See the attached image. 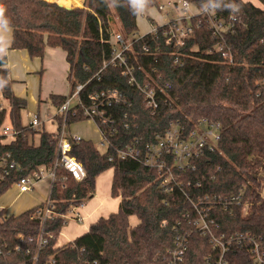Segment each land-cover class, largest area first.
<instances>
[{
  "label": "trees",
  "instance_id": "16d2710c",
  "mask_svg": "<svg viewBox=\"0 0 264 264\" xmlns=\"http://www.w3.org/2000/svg\"><path fill=\"white\" fill-rule=\"evenodd\" d=\"M48 1L68 7L75 6L72 2L82 4V0H0L6 27L12 30L10 49L42 59L47 48H60L66 53L71 91L80 84H86L83 97L117 90L127 103L109 111L114 124L103 126L95 120L103 131L113 132L106 152L90 140L72 143L70 155L83 165L87 177L79 183L66 170H56L49 195L52 217L45 222L31 220L45 204L16 216L0 211V264H172L178 237L187 240L181 264H206L210 256L215 264L220 253L213 248L212 237L184 217L194 214L186 194L196 199L242 193L240 206L212 209V235L225 239L250 235L264 249V0H258L261 7L244 0H223L215 11L217 19L228 24L232 16L236 19L223 39L215 37L207 17L196 15L190 21L195 27L193 36L182 47L166 45L162 33L156 43L148 36L133 43L126 54L131 65L144 66L138 73L141 82L148 80L144 79L148 72L162 76L163 85H171L169 97H160L156 114L146 109L141 93L129 85L120 67L109 65L101 71L103 51L111 57L114 26L119 25L126 37L138 32V12L130 0H85L83 8L71 10ZM186 1L199 9L208 7L206 0ZM158 4V0H148L145 8ZM230 4L239 5V11L233 13ZM221 43L229 47L232 63L217 50ZM146 44L153 54L144 53ZM177 57L180 65L175 64ZM0 80L5 82L0 87V128L8 125L15 133L9 143H0V160L16 164L0 182L1 199L21 178L53 166L59 135L22 126L27 100L13 90L6 55L0 56ZM51 100L60 108L66 97L52 96ZM56 120L60 130L63 124L90 119L70 112L65 119L57 115ZM202 120L221 125L220 139L212 150L203 149L185 170L174 167L169 159L164 174L170 171L175 177L169 191L156 169L142 160L118 158L135 139L154 143L173 125L191 132ZM36 134L40 135L38 146L31 142ZM109 170H113L111 195L121 199L118 212L100 218L73 242L57 246L70 209L93 198L98 177ZM245 204L249 205L246 216ZM131 217L139 223L131 226ZM20 234L24 243L17 240ZM40 238L46 245L39 247ZM252 248V242L232 246L226 256L229 264H254Z\"/></svg>",
  "mask_w": 264,
  "mask_h": 264
},
{
  "label": "built area",
  "instance_id": "2783aa9c",
  "mask_svg": "<svg viewBox=\"0 0 264 264\" xmlns=\"http://www.w3.org/2000/svg\"><path fill=\"white\" fill-rule=\"evenodd\" d=\"M192 4L186 0H171L168 2L170 7H181L182 15H178L168 22H164L159 25L151 26L150 30L144 35L133 34L126 37L121 31L111 32V57L107 58L106 53L103 51V71L107 66H118L122 69L123 75L128 79V83L131 87L138 90L142 97L143 102L151 113L156 114L161 106V96H167L168 91L171 90V85H163L162 76L154 77L152 74L146 72L144 79H148L141 82V77L138 73L144 71V66L138 64L137 66L131 65L129 63V58L127 52L132 49L133 43L143 40L145 37H151V40L156 43L157 37L162 33L165 38L166 45H176L177 47H182L185 45L186 40L193 36L194 26L190 23L191 19L198 16H203L208 18L210 27L215 34V37L223 39V36L228 33L233 28V22H235V16L231 17L230 24L225 23L217 19L216 12L208 13V7L201 8L197 14L191 13L189 11ZM159 11H164L166 7L164 5L158 4L156 7ZM151 22H155L151 19ZM198 27V26H197ZM130 38V39H129ZM103 44V40H101ZM156 52H160V47H156ZM217 50L222 54V57L228 62H233V56L226 45V43H221ZM145 54L150 55L151 47L146 44L143 48ZM181 61L177 57L175 59V64L180 65ZM156 73V70H153ZM150 81V82H147ZM86 84H80L75 87L74 90L66 97L65 103L58 109L57 115L63 116L65 119L67 114L70 112L73 115L81 113L85 118H89L95 124V120L101 121L103 126L112 125L114 121L112 115L109 111L116 105H125L127 103L126 96L117 90H108L91 93L87 96H82ZM56 115V116H57ZM56 116L54 119H56ZM43 123L41 122L38 115H32L30 127L33 130H40ZM97 125V124H96ZM101 135V145L108 148L109 136L113 133L103 131L100 126H98ZM220 129L221 125L219 123H209L206 120H202L197 128L191 132H186L183 128L178 125H173L170 129L165 132L164 136H158L157 141L150 144H142L141 140L135 139V141L130 144L125 150L118 153V158L120 160H142L144 165L156 169L161 174L162 186L169 191V184L175 179L173 174L168 171L164 174L167 169L169 159H172L173 166L185 170L189 168L191 162L194 158L200 156L201 152L205 148L212 150L214 145L220 139ZM110 134V135H109ZM14 131L9 127L3 126L0 128V143H9L14 138ZM59 143H58V156L54 161L51 168H41L38 172L30 176H25L20 179L14 187L18 190L20 194H26L32 192L39 182L44 178H50L51 187L56 179V170L62 168L66 170L76 182H82L86 179L87 174L83 165L72 155V143H79L83 139L79 136H72L71 138L65 137V126L63 124L62 129L59 130ZM10 139V140H9ZM10 157V155H8ZM113 159L110 158V161ZM16 164L14 162H8L7 158L0 160V182L4 181L6 177L9 176V168H15ZM51 190V189H50ZM241 194L239 196H201L196 199L192 198L190 195L186 194L187 199L192 203L193 215L185 214L184 217H188L189 221L202 231L203 234L210 235L211 243L214 249H218L219 253L215 259V264H229L226 256L228 255L230 248L232 246L243 245L247 242L253 243V248L251 250L254 257V264H264V249L261 248V243L256 241L250 235L247 236H231L229 238H216L212 235L211 225L215 224V219L212 217L211 211L214 207L220 206L225 211L232 209V206L241 205ZM72 207L70 213L74 216L72 220L82 223L83 218L78 212V209L82 207ZM52 205L49 200L44 206V209L37 212L31 217V220H41L45 222L46 219L52 217ZM249 205H244V216L248 214ZM17 240L20 243L25 242L23 235H18ZM47 241L40 238L39 247L46 245ZM187 251V240L185 238H177L176 248L172 251L173 261L172 264H181L184 261V255ZM212 256L207 258L206 264H211Z\"/></svg>",
  "mask_w": 264,
  "mask_h": 264
},
{
  "label": "crops",
  "instance_id": "0c3cea01",
  "mask_svg": "<svg viewBox=\"0 0 264 264\" xmlns=\"http://www.w3.org/2000/svg\"><path fill=\"white\" fill-rule=\"evenodd\" d=\"M250 1L254 3L255 0L254 1L250 0ZM72 3L75 6H79V7L82 6V4L78 5L74 2ZM11 41H12V30L8 27L0 28V56L3 55L7 56L10 77L15 82L13 85V90L16 96L24 99L25 98L29 99L32 101L34 105L38 103V107H39L41 103L47 104V101L51 99L52 96L67 97L70 94L71 85L67 79L69 75V65L66 61V53L62 49L47 48L45 51V55L42 59L41 58L31 59L29 57V54L25 50L22 51L11 50L10 49ZM42 123H43L42 125L43 128L45 127L46 124L53 125L54 123H57L59 126L58 121L54 118L52 120H49L47 123L46 122H42ZM51 133H57V132H51ZM35 136L32 137L31 142L35 146H38L40 142L37 145L34 143ZM112 179H113V172L110 182V195L112 188ZM40 184H42L43 191L45 190V188H48L47 195L49 200L50 189H51L50 178L48 177L44 178L41 182L36 184L35 188L37 186H40ZM100 196L101 195L94 193L93 199H91L89 202L86 201L85 203H83V206L78 209V212L83 218V222L78 223L72 220L73 223H70L67 225V227H65V228L69 227L70 230L68 233L66 232L63 233V229H65L63 228L60 236H63L65 243L59 244L57 246H63L73 242L78 237L88 232L89 227L95 222H97L100 218H107L110 214L118 212L121 202L120 198H117L119 200L117 205L115 206L114 212H111L109 209H105L104 211L100 212L101 208L104 205H106L105 198L101 199ZM96 200L98 202H94ZM37 206H33L31 208H28L27 210H30ZM22 213H19L18 215ZM137 224H131V226Z\"/></svg>",
  "mask_w": 264,
  "mask_h": 264
},
{
  "label": "rangeland",
  "instance_id": "374dc122",
  "mask_svg": "<svg viewBox=\"0 0 264 264\" xmlns=\"http://www.w3.org/2000/svg\"><path fill=\"white\" fill-rule=\"evenodd\" d=\"M171 0H158V3L160 5H164L166 7V9L164 11H159L157 8H144L142 11H136L138 12V17H137V29L138 35H144L146 34L151 26H155V25H159L162 24L164 22H168L171 19L175 18L178 15H182V10L181 7H170L168 6V2H170ZM251 2L250 0H246ZM254 1V0H252ZM48 2H53V3H57L54 1H48ZM84 2L85 0H82V6L80 7H75V6H69L70 8H83L84 7ZM252 3V2H251ZM255 3V4H254ZM254 3H252L253 5L257 6V7H261V4L258 0H255ZM59 4V3H57ZM68 7V6H66ZM189 11L191 13L197 14L200 9L194 5L190 6ZM151 19H153L155 22H151ZM119 25L116 24V26H114V31H120L119 30ZM130 39V38H129ZM26 99V98H25ZM27 100V107L25 110H23L22 114H21V123L22 126L24 127H29L30 126V122H31V117L32 115H38L41 122H48L49 120H52L58 113V109L53 103L52 100L49 99L47 101V104L45 103H41L38 107V103H36L35 105L32 103L31 100L26 99ZM8 123V122H7ZM8 126V125H6ZM45 129L46 132H57L59 133V126L57 123L52 124H46L45 127H41V130ZM40 131V130H39ZM72 136H79L81 138H83L84 140H90L92 141L94 144H96V146L99 148V150L101 152H106L107 148L103 145H101V135L99 132V129L97 127V125L92 121V120H85V121H81L78 123H75L73 125L70 126H66L65 127V137L69 138ZM40 142V135L37 134L35 136L34 139V143L37 145ZM112 170H109L107 172H105L104 174H102L101 176H99L100 178H98L97 180V187H96V192L98 195H101V199L105 198V203L106 205H104L100 212L104 211L105 209H109L111 212L115 211V206L118 203L117 198H113L110 195V182H111V178H112ZM48 188H45V190L43 191L42 189V184H40V186H37L35 188L34 191L26 193V194H21L18 192V190L13 186L1 199H0V211L4 210V215L5 216H10V215H18L19 213L24 212L25 210H27L28 208H31L33 206H39L42 204H46L47 200H48ZM93 199V198H91ZM90 199V200H91ZM90 200H87L88 202ZM94 202H98L97 200ZM99 212V211H98ZM105 213V212H103ZM74 215L72 213H68L66 216V223H65V227H67L68 224L73 223L72 221V217ZM138 223V219L136 217H132L130 219V224H137ZM77 224V223H76ZM69 227L63 229V233L69 232ZM59 244H63L65 243V240L63 238V236H60L58 238V242Z\"/></svg>",
  "mask_w": 264,
  "mask_h": 264
},
{
  "label": "clouds",
  "instance_id": "9594fccd",
  "mask_svg": "<svg viewBox=\"0 0 264 264\" xmlns=\"http://www.w3.org/2000/svg\"><path fill=\"white\" fill-rule=\"evenodd\" d=\"M223 0H206V3L208 4V13L211 14L212 12H215L217 9H219L222 6ZM131 6L136 9L137 11H142L146 5L148 4V0H130ZM228 7L232 10L233 13L239 11V5L230 4ZM5 9L3 5H0V28L6 27L8 25V20L6 19L5 15ZM4 81L0 80V87H3Z\"/></svg>",
  "mask_w": 264,
  "mask_h": 264
},
{
  "label": "water",
  "instance_id": "95a60500",
  "mask_svg": "<svg viewBox=\"0 0 264 264\" xmlns=\"http://www.w3.org/2000/svg\"><path fill=\"white\" fill-rule=\"evenodd\" d=\"M59 6H61V7H65L67 10H71L72 8H70V7H66V6H63V5H61V4H58Z\"/></svg>",
  "mask_w": 264,
  "mask_h": 264
}]
</instances>
